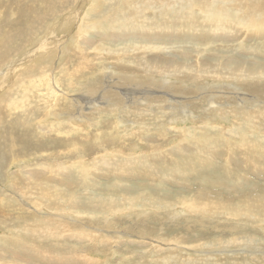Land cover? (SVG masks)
Returning a JSON list of instances; mask_svg holds the SVG:
<instances>
[{"label": "rangeland", "instance_id": "1", "mask_svg": "<svg viewBox=\"0 0 264 264\" xmlns=\"http://www.w3.org/2000/svg\"><path fill=\"white\" fill-rule=\"evenodd\" d=\"M67 1L0 0V60L12 57L0 68V264H264V97L249 102L243 87L212 78L245 69L264 82V35L235 20L232 27H214L211 21L218 22L199 6L189 5L182 15L178 6L151 14L139 27L108 14L107 0ZM70 7L80 9V17L62 25ZM86 15L99 27L84 37ZM199 21L205 27L196 31ZM130 43L166 47L147 54L155 66L180 74L202 68L211 79L197 86L212 88L215 99L203 105L201 92L180 84L191 77L171 75L163 84L155 81L164 86L159 94L171 88V102L180 103L193 97L192 116L188 109H166L167 103L153 110L146 100L126 104L120 86L103 85L82 106L73 103L70 98L79 95L69 92V83L85 86L106 68L130 76V89L156 87L136 72L124 74L127 61L108 59L122 53H106L103 60L90 56L99 53L96 46L118 50ZM74 50L87 55L83 63L71 56ZM53 104L62 111L58 115ZM235 110L253 118L238 120Z\"/></svg>", "mask_w": 264, "mask_h": 264}, {"label": "bare ground", "instance_id": "2", "mask_svg": "<svg viewBox=\"0 0 264 264\" xmlns=\"http://www.w3.org/2000/svg\"><path fill=\"white\" fill-rule=\"evenodd\" d=\"M69 1L71 0H68L67 2H64V4H67V3H70ZM78 0H74L75 3H77ZM84 2H89V0H83ZM108 1V4L110 6V11L108 12V14H111L112 16H115L116 19L120 20H125L126 22V25L129 26L131 23H135L137 25H139V27H142L143 26V22H146L147 20H149L151 17L150 15L151 14H155V13H159V14H164V13H169L173 7L175 6H178L179 9H178V14L182 15V14H186L188 12V6L189 5H192V6H199V7H202V12L205 16H208L210 18V15L213 17V18H210L211 20H214L216 22H218V25L216 24H213L212 21H211V24L212 26L214 27H220L222 26V24L224 22H226V24L229 26V27H232L231 26V20H235L237 22V24L242 27L243 29H247V32L248 31H251V32H255L257 31L258 33H261L262 35H264V0H212V1H209V0H191L190 2H188V0H135L136 2L134 4H129L127 0H107ZM72 4V3H71ZM84 4V3H83ZM243 5H247L246 7L249 9H246L244 8ZM69 6V5H68ZM78 6V5H77ZM70 9L73 11L72 14L69 16V20H67L65 23H63L62 25H68L69 22L72 20V19H76L78 17H80V12L81 10L78 9V10H74L73 7H70ZM245 9L247 10L246 12L248 13V16H245L243 14H246L244 13ZM121 12V13H119ZM68 16V15H67ZM82 16V15H81ZM35 18V17H34ZM65 18V17H64ZM98 18H102V16H97L96 19ZM161 18H165V17H161ZM67 19V18H66ZM38 21V19H37ZM41 22V21H40ZM62 22V21H61ZM78 22V21H77ZM161 23L166 26L167 25V22L165 20L161 21ZM58 24V23H57ZM99 23H97L96 21H94V19L91 17V16H88L86 15L82 22H81V26L80 28L82 29V36L84 35L85 36H88V33L87 31H94V27H99L98 25ZM196 28L195 30L198 31L200 30L202 27H205L203 25V22H197L195 24ZM209 26V24H208ZM36 27V26H35ZM34 27V28H35ZM168 27L172 28V29H175L174 27H172L171 25H169ZM46 28V27H45ZM50 28V27H48ZM30 29V28H29ZM28 29V30H29ZM52 29V28H51ZM210 31L212 32H219V31H222L221 29H211V28H208ZM13 30V29H12ZM50 30V29H49ZM67 30V29H66ZM228 30V29H227ZM18 31V30H17ZM22 31V29H21ZM32 31V30H31ZM34 31V30H33ZM36 31V30H35ZM52 31V30H51ZM8 32V31H7ZM13 32V31H12ZM19 32V31H18ZM17 32V33H18ZM25 32V31H24ZM9 33V32H8ZM20 33V32H19ZM256 33V32H255ZM6 34V33H5ZM11 34V33H9ZM92 34V32H91ZM217 34V33H216ZM22 35V34H21ZM76 36V35H75ZM80 36V37H82ZM93 36V35H92ZM254 36V35H253ZM40 37V36H39ZM79 37V38H80ZM23 38V37H22ZM26 38V37H25ZM39 39V38H38ZM129 40V39H128ZM74 42V39L72 40ZM70 41V42H72ZM78 41V40H77ZM11 42V41H10ZM35 42V41H34ZM41 42V41H40ZM79 44V43H77ZM55 45V44H54ZM61 45V44H60ZM76 45V44H75ZM77 46V45H76ZM64 47V46H63ZM62 47V48H63ZM74 47V45H73ZM72 47V48H73ZM51 49V48H50ZM56 49V48H55ZM64 49V48H63ZM61 49V50H63ZM70 50V49H68ZM72 50V49H71ZM95 50H98L99 53H92L90 54V56H92L93 59H104L107 57L106 56H103L104 54H108V55H112V54H115V53H122L121 57H118V58H114V57H109L108 59L110 61H113V62H123V61H127L130 65V67H122V71L124 72V74H127L129 72H136L138 74H140V76H142L144 79L145 78H150V84H153L155 85L156 87H153L151 85L149 86H145L143 84H140V87L141 89L137 88V87H134L133 89H130L128 88L129 87H133L135 86V83L134 82H131V81H128L127 79H131L130 76H127V75H122V74H117L116 72L114 71H109V69H103L101 72H100V75L99 77L97 78V74L95 72V74L89 76L87 78V81L85 82H88L86 83L87 85H82L83 82L81 81H76L77 83H69L70 86V90L69 92H75L77 93L79 96L77 99H74L73 100L72 98H70V100L74 103H77L78 105L82 106V104L85 103L86 99L88 97H91L92 93L95 92V89L97 88H103V85L105 86V88H108V89H113L115 86H120L122 88V92H123V100H126V104H133V103H140V101H145V103H147V106L150 107V109L152 107L155 106H165V103H167V108L166 109H171L173 111H177V110H180L181 112H183L185 109H188V114L192 116V112H191V106H188L190 104H192L193 106L195 105L194 103H192V98L193 97H190V98H187L188 96L184 97V99L186 100L185 103H180V102H171L172 99H174V93L176 94V92L173 93V91H171V88L166 91V93H164V95H160L158 91H160V89H164V86H159V85H156L155 84V81H161V83L163 84L162 81L166 82L164 79V77H167V76H171L173 75L174 77H179V76H182V75H185V77H191L187 80V82L185 83H180L181 86L185 87L186 89V85H188V87L193 90L191 93L193 94H196V93H202L200 96L204 97L205 96V100H207L208 98H214V96L210 95L209 94V90H212V88H206V92H204V88H202V86H197L198 84H200L201 82L200 81H203L205 78H210L207 76L206 72L205 71H202L201 69L195 71V69L192 71V72H189L191 70H188V74H180V73H176V69L175 70H171L169 67L167 66H155L153 64L150 63V61L147 59V54L149 52H154V51H162V50H167L166 47H164L163 45H161V43H158V44H151V45H144V44H133V43H130L129 47H121L119 48L118 50H110L108 48H104L103 50H101L100 46H96V49ZM134 51H139L140 53L138 54H134ZM69 52V51H68ZM78 51L74 50L72 51L71 53V56L73 55H76V59L77 58H80L81 59H84V58H87V55H84L83 52L81 53H78ZM131 52H133L134 55H131ZM63 53V52H62ZM70 53L68 55H70ZM88 54V53H87ZM66 55V53H65ZM61 56V55H60ZM63 56V55H62ZM89 56V54H88ZM12 57H5L3 59L0 60V68L2 66H4L7 62L10 63V59ZM66 58V57H65ZM25 59V58H24ZM47 59V58H46ZM72 59V58H71ZM26 60V59H25ZM79 60V59H78ZM101 60V61H102ZM29 61V60H28ZM87 61V60H86ZM198 61V60H197ZM33 62V61H32ZM46 62V61H45ZM71 62V61H70ZM82 62V60H81ZM85 62V61H84ZM189 62V61H188ZM198 65L199 64H203V62L201 61H198ZM25 63V62H24ZM30 63V62H29ZM72 63V62H71ZM83 63V62H82ZM103 63V62H102ZM185 63V62H184ZM13 64V63H12ZM28 64V63H27ZM156 64V63H155ZM187 64V63H186ZM197 64V63H195ZM32 65V64H31ZM81 65V64H79ZM83 65V64H82ZM160 65V64H159ZM14 66V65H13ZM17 66V65H16ZM28 66V65H27ZM40 66V65H39ZM189 66V65H188ZM8 67V66H7ZM38 67V66H37ZM43 67V66H42ZM81 67V66H79ZM200 68V65L197 66ZM240 68H242L241 66H239ZM4 68V67H3ZM10 68V67H9ZM20 68V67H18ZM33 68V67H32ZM36 68V65L35 67ZM33 68V69H34ZM51 68V67H50ZM53 68V67H52ZM5 69V68H4ZM54 69V68H53ZM73 69V68H72ZM181 69V67H180ZM231 69V68H229ZM14 70L17 71V68ZM19 70V69H18ZM31 70V69H30ZM52 70V69H51ZM50 70V71H51ZM139 70H142L143 72H140ZM245 70V69H244ZM234 71V70H226V71H220L218 73H215L214 74V77H212L213 79H215L216 81H219V82H228V83H232V85H238V86H241L243 87L246 91H247V94L248 98L249 99V102H254L256 100V96H259L260 98H263L264 97V82L263 81H260V79H257L256 78V75H252V74H249V73H246L245 71ZM12 71V70H11ZM1 72V71H0ZM6 72V71H5ZM10 72V71H9ZM28 72V71H27ZM33 72V71H31ZM55 72V71H54ZM149 72H152V73H149ZM3 73V72H2ZM8 73V72H7ZM11 73V72H10ZM19 73V72H18ZM17 73V74H18ZM21 73V72H20ZM50 73V72H49ZM48 73V74H49ZM61 73V72H60ZM69 73V72H68ZM185 73V72H184ZM13 74V73H12ZM16 74V73H15ZM22 74V73H21ZM24 74V73H23ZM77 74V73H76ZM5 75V74H4ZM12 76V75H11ZM17 76V75H16ZM104 76H106V79H104V83H103V78ZM22 77V76H21ZM49 77V76H48ZM2 77H0L1 79ZM5 78V77H4ZM6 78H7V75H6ZM9 78H12V77H9ZM13 78H17V77H13ZM28 78V77H27ZM116 79L115 81L113 80ZM164 78V79H163ZM134 79V78H133ZM167 79V78H166ZM211 79V78H210ZM209 79V80H210ZM7 80V79H6ZM148 80V81H149ZM16 81V80H15ZM117 81V83H115ZM8 82V81H7ZM6 82V84H7ZM13 83V81H11ZM10 82V83H11ZM84 82V83H85ZM98 82L100 83V85H98ZM126 82V83H125ZM177 82H180V81H177ZM208 85L209 86H212L213 89H216L218 88V86L216 85H212L213 84V81H212V84H210V81H207ZM72 84V85H71ZM174 83H171L170 85H172ZM54 85V84H53ZM169 85V87H170ZM203 85V83H202ZM6 86V85H5ZM56 86H57V83H56ZM54 86V87H56ZM98 86V87H96ZM114 86V87H113ZM126 86V87H125ZM174 86V85H173ZM196 86V87H194ZM146 87V89H144ZM172 87V86H171ZM221 88H224L225 86L224 85H221L220 86ZM236 87V86H235ZM231 87L229 86L228 88H232V89H235L234 91L232 92H235L237 87ZM13 88V87H12ZM12 88H10L12 90ZM195 90H194V89ZM96 89V90H97ZM99 89V90H100ZM175 89V88H174ZM57 90V89H55ZM242 90V89H241ZM240 90V91H241ZM188 91V90H187ZM239 90H237L238 92ZM54 92V91H53ZM66 92V91H64ZM80 92V93H79ZM230 92V91H228ZM242 92V91H241ZM13 93V92H12ZM181 93V91H180ZM179 93V95H180ZM217 93V92H216ZM220 93V92H219ZM42 94V93H41ZM159 94V95H158ZM178 94V93H177ZM184 94V93H183ZM188 93L186 92L185 95H187ZM225 94V93H224ZM233 94V93H232ZM63 95H65L63 93ZM184 95V96H185ZM189 95V94H188ZM219 95V94H218ZM217 95V96H218ZM223 95V94H222ZM235 95V93H234ZM239 95V94H238ZM45 95H43L44 97ZM62 96L59 95L57 93V97L60 98ZM66 96V95H65ZM131 96V97H129ZM153 96H156L155 98H152ZM191 96V95H190ZM254 96V97H253ZM70 97V96H69ZM77 97V96H76ZM150 97V98H149ZM165 97V98H164ZM180 97V96H178ZM221 97V96H220ZM242 97L247 99L246 96H244L242 94ZM45 98V97H44ZM182 98V96H181ZM46 99V98H45ZM48 99V98H47ZM69 99V98H67ZM197 99V98H196ZM200 99V97H199ZM215 99V98H214ZM234 99L237 100V95L236 97H234ZM69 100V101H70ZM260 100V99H259ZM70 101V102H71ZM180 101V100H178ZM197 101V100H196ZM214 101V100H213ZM241 101H244V100H241ZM247 101V100H246ZM262 101V100H260ZM258 103V101H256ZM1 104H3L2 102H0ZM5 103V102H4ZM142 103V102H141ZM196 103V102H195ZM198 103V102H197ZM206 103H210L208 100L205 101V102H202L203 105H207ZM237 103V102H236ZM244 103V102H243ZM55 104V103H54ZM53 104V111L56 110V115H58L60 112L62 111H57V109L55 108L56 106ZM57 104V103H56ZM66 104V102H65ZM72 104V103H71ZM144 103H142L141 107L139 108V113H143L146 108H144ZM211 104V103H210ZM247 104V102H246ZM124 105V103H123ZM202 105V106H203ZM228 105V104H227ZM238 104H236L237 106ZM55 106V107H54ZM126 106V105H124ZM75 107V106H73ZM127 107V106H126ZM204 107V106H203ZM202 107V108H203ZM217 107V106H216ZM252 107V106H251ZM6 108V107H5ZM78 108V107H77ZM84 109V107H82ZM129 108V107H128ZM4 109V108H3ZM79 109V108H78ZM132 109V108H130ZM194 109V108H193ZM204 109V108H203ZM153 110V109H151ZM164 110V109H163ZM201 110V109H200ZM240 110V109H239ZM245 110V109H244ZM82 111V110H81ZM84 111V110H83ZM170 111V110H169ZM204 111V110H203ZM63 112H66L69 116V114H76L75 116H77V114H79L78 112H71L70 110L69 111H63ZM171 112V111H170ZM180 112V113H181ZM186 112V111H185ZM46 113V112H45ZM99 113H102V112H99ZM172 113V112H171ZM178 113V112H177ZM104 114V113H103ZM169 114V113H168ZM167 114V115H168ZM221 114V113H220ZM235 116L237 117L238 120H241L239 116L241 115H244V117L247 119V120H250L251 118H253V115H248V113H245L243 110L241 111H236L234 112ZM47 115V113H46ZM113 115V114H112ZM55 116V115H54ZM84 116V115H83ZM71 117V116H70ZM73 118V117H72ZM172 118V117H171ZM174 118V117H173ZM245 121V120H244ZM57 122V121H56ZM90 123V122H89ZM88 123V124H89ZM134 123H137V122H132L131 124L133 125ZM54 124V123H53ZM63 124V123H62ZM56 125V124H55ZM128 125V124H127ZM136 125V124H135ZM60 126H63L60 124ZM115 126V125H113ZM126 126V123H123L120 125V127H124ZM118 127V126H117ZM116 128V127H114ZM18 130V129H17ZM51 132H53L52 130H50ZM68 133H71L70 130H67ZM57 133H65V130H57ZM139 135V134H138ZM55 137V136H53ZM60 138V137H59ZM63 139V138H62ZM63 143V142H62ZM19 145V144H18ZM12 147V146H11ZM20 147V146H19ZM152 148V147H150ZM152 150V149H150ZM153 152V151H152ZM46 156V155H45ZM120 160V159H119ZM104 162V161H103ZM116 162V161H115ZM65 163V162H64ZM102 163V162H101ZM124 164V163H123ZM122 166V165H121ZM133 170V169H132ZM99 171V170H98ZM27 172V171H26ZM39 172V171H38ZM127 172V171H126ZM94 173V172H93ZM96 173V172H95ZM129 173V172H128ZM136 173V172H135ZM35 174V173H34ZM137 176V175H136ZM55 177V176H54ZM139 177V175H138ZM29 180V179H28ZM94 181V180H93ZM30 185V184H29ZM17 186V185H16ZM15 187V186H14ZM18 187V186H17ZM36 187V186H35ZM19 188V187H18ZM22 189V188H21ZM19 191V190H18ZM155 202V201H154ZM188 202V201H186ZM214 204V203H213ZM222 205V204H221ZM225 205V204H224ZM217 206V205H216ZM226 206V205H225ZM139 207V206H138ZM218 207V206H217ZM234 207V206H233ZM169 208V207H167ZM172 208V206H171ZM235 208V207H234ZM237 208V207H236ZM179 209V208H178ZM219 209V208H218ZM238 210V209H237ZM217 211V210H216ZM36 212V211H35ZM227 212V211H226ZM234 212V211H233ZM261 212V211H260ZM228 213V212H227ZM231 213V212H230ZM256 213H258V211H256ZM32 214V213H31ZM216 214V213H215ZM181 215V214H180ZM261 216L264 215L263 213L260 214ZM138 216V215H137ZM186 216V215H185ZM190 216V215H189ZM257 216V215H256ZM199 217V216H198ZM202 217V216H201ZM200 217V218H201ZM204 217V215H203ZM215 217V216H214ZM218 217V216H217ZM225 217V216H224ZM129 218V217H128ZM223 218V217H221ZM220 218V219H221ZM257 218H259L257 216ZM191 219V218H190ZM196 219V218H195ZM199 219V218H198ZM197 219V221H198ZM206 219V218H205ZM212 219V218H211ZM202 220V219H201ZM224 220V219H223ZM261 220V218H260ZM203 221L204 218H203ZM259 222H262L259 221ZM258 222V223H259ZM201 224V223H199ZM262 224V223H261ZM203 225V224H202ZM216 225V223H215ZM244 225V224H243ZM256 225V223H255ZM238 227V226H237ZM243 227V226H242ZM245 227V226H244ZM18 230V229H17ZM224 230V229H223ZM14 231V230H13ZM142 234V233H141ZM144 235V233H143ZM153 238V237H152ZM71 239V238H70ZM151 239V238H150ZM162 239V238H161ZM171 239V238H170ZM179 239V238H178ZM234 241V240H233ZM178 242V241H177ZM142 244V242H141ZM145 244V243H143ZM192 244V243H191ZM146 245V244H145ZM144 245V246H145ZM161 246V245H160ZM249 247V246H248ZM37 248V247H36ZM233 248V247H232ZM117 249V248H116ZM142 249V248H141ZM178 249V248H177ZM244 249V248H243ZM37 250V249H36ZM118 250V249H117ZM214 250V249H213ZM38 251V250H37ZM190 251V250H189ZM200 251V250H199ZM202 252V251H201ZM48 253V252H46ZM210 253V252H209ZM48 255V254H47ZM49 256V255H48ZM69 257V256H68ZM202 257V256H201ZM61 258V257H60ZM71 258V257H69ZM171 258V257H170ZM169 258V259H170ZM210 258V257H209ZM56 259V258H55ZM84 259V258H83ZM87 259V258H86ZM173 259V258H172ZM62 260V259H61ZM192 260V259H191ZM59 261V260H58ZM130 261V259H129ZM165 261V260H164ZM169 262V261H168ZM23 263V262H22ZM4 264V263H3ZM197 264V263H196Z\"/></svg>", "mask_w": 264, "mask_h": 264}]
</instances>
